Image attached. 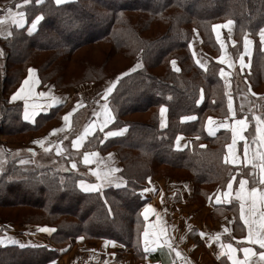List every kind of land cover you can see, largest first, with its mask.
Returning <instances> with one entry per match:
<instances>
[{
    "label": "trees",
    "instance_id": "16d2710c",
    "mask_svg": "<svg viewBox=\"0 0 264 264\" xmlns=\"http://www.w3.org/2000/svg\"><path fill=\"white\" fill-rule=\"evenodd\" d=\"M30 1L22 10L28 23L41 16L36 29L29 33L27 26L14 28L8 38L0 41V60L5 62L3 70L10 73L9 78L2 81V94L6 95L18 86L26 67L32 63L38 66L41 83L55 75L52 79L61 86L66 78V66L71 61L70 54L85 44L98 45L113 40V49L122 50L134 59L135 64H141L139 69L120 78L109 98L114 113L112 128L124 127L125 132L100 145L97 143L102 150L114 148L118 152L126 171L127 185L108 188L102 193H84L77 187L79 175L74 172L52 170L47 174L36 167H12L0 173V192L8 190L13 199H20V207L36 206L32 210L40 213L35 214V219L45 224L50 220L55 226L51 236L54 243L82 234L91 240H114L139 255L138 231L142 223L139 210L144 204L139 189L147 177L157 171L156 167L188 172L198 186L212 183L213 190L221 189L234 169L221 162L229 141L228 131L221 130L209 136L203 130L207 114L225 118L228 112L220 67L213 61L205 70L195 64L188 48L192 28L189 26L196 22L204 44L212 48L215 42L209 26L228 19L234 22L238 50L246 32L258 44V32L264 27V0H71L61 4L54 0H41L39 4ZM194 9L198 12H193ZM170 58L178 61L179 73L170 70ZM157 65L161 67L160 73H151L150 69ZM82 67L84 79L80 80L96 82L102 79V74L94 67L88 64ZM250 78L256 89L262 87L260 92L263 93L264 51L260 49L253 54ZM67 81L69 85L77 82L64 80ZM200 91H203V99L198 103ZM160 106L167 110L165 127L159 126L157 109ZM143 112H147L144 122L123 119V116ZM50 116H40L31 125L21 120L18 105L7 107L0 116V135L35 133ZM187 116L196 118L184 121L182 117ZM251 117L246 140L250 155L260 158L264 153L260 139L264 134V123L259 122H264V111H256ZM258 127L262 132L257 131ZM178 135L197 137L189 149L179 151L173 146ZM12 161L6 166L10 167ZM249 169L245 167L244 171ZM12 174L28 177L27 180L33 183L29 187L32 191L28 192L20 180L19 183L13 182L15 179L2 180L5 175ZM128 190L132 192L128 193ZM3 199L6 198L1 197L0 202ZM78 211L81 212L79 219L76 217ZM58 256L55 250L46 247H0V260L5 264H51ZM148 256L155 257L153 253Z\"/></svg>",
    "mask_w": 264,
    "mask_h": 264
},
{
    "label": "crops",
    "instance_id": "0c3cea01",
    "mask_svg": "<svg viewBox=\"0 0 264 264\" xmlns=\"http://www.w3.org/2000/svg\"><path fill=\"white\" fill-rule=\"evenodd\" d=\"M54 1L56 3V0ZM65 1L70 0H62V2ZM3 4L6 3L1 2L0 8H3ZM18 12L20 11L17 8H7L0 15V20L3 21L0 23V39L8 38L14 28H21L12 27L16 26L13 23L14 18L22 25L25 23L23 18L17 16ZM215 25H226L215 31H213L214 24L210 27L213 40L217 44L215 50L204 44L196 29L195 33L199 34L194 35L188 45L195 64L201 69L207 68L209 56L213 62L220 65L219 76L228 115L225 118H218L215 114H207L203 130L209 136H214L221 130L228 131L229 141L225 148L224 161L225 156L231 151L236 162H226L227 164L230 166L246 165L250 158L246 132L251 126V115H255L256 111L259 113L264 111V92H260L262 87L256 89L250 78L254 52L256 49L264 51V45L261 44L260 39L261 30H264V27L258 32V44H255L251 34L245 33L242 36L241 48L238 50L234 24L228 25L227 21H223V23ZM224 32H226V41L222 38ZM245 39L249 41L247 51L245 50ZM173 61L176 65L178 64L175 60ZM241 61H243V66ZM138 66L137 63L131 67L134 69ZM29 69L33 70L31 75ZM221 71L224 73L223 76ZM117 79L116 76H111L98 82L57 89L52 82L41 84L36 69L31 65L27 66L25 77L10 93L9 100L11 103L20 105V117L25 123L32 125L38 121L40 116L55 113V111L57 117L56 121L54 119L48 123L51 124L50 126L46 128L47 125H45L40 129L38 135L34 136L32 133L25 140L19 141L20 145L16 147L17 152L10 151L9 153L8 151L10 155L5 153L4 159L7 160L9 155L10 159H18L17 164L20 168H34L41 166L38 165V158L42 157L46 164H51L61 172L69 171L78 174L77 187L84 193H102L108 188L125 186V179L119 175L121 165L117 152L112 149L101 153L99 148L94 145L95 141L92 144L89 140L90 137L97 134L100 137L97 140L102 143L125 132V128H111L114 115L105 99L94 100V97L100 94L104 95L105 90L113 83L115 85ZM25 80H28L27 84L24 83ZM18 92L19 96L12 99ZM42 93L43 95H41ZM202 99L203 91H200L198 103ZM230 99L233 105L231 114L228 111ZM161 107L165 109L163 116L160 111ZM74 108L75 111H73ZM63 110H65L63 113H59ZM26 111L30 115V119L27 120L25 119ZM69 112L72 114L66 124L63 117ZM157 113L159 126L165 127L168 121L166 107L160 106ZM106 115L111 119L105 125ZM194 119L184 121H193ZM241 119L245 121L243 128L236 123ZM221 125L226 126L222 127ZM233 127L237 131L235 143H233ZM86 128L89 129V134L85 136L82 143L74 148L73 140L81 136ZM93 128L94 131L91 130ZM210 128L213 134L209 133ZM53 129H60V131L53 133ZM109 132H118L119 134L108 135L106 138V134ZM177 137H180L179 142H177ZM177 137L174 139V149L182 151L189 149L197 136L178 135ZM38 141H42V143H36ZM229 145H231L230 150ZM245 146L248 149L247 162H245ZM8 149H10L9 146ZM92 153L96 155L93 156ZM86 154H88V163L84 162ZM112 169H117V171H112ZM96 173H99L100 178ZM105 173H110L107 180L103 179ZM240 179L246 181L243 190L240 189ZM82 181L85 186L99 185V187L85 191L81 185ZM229 181L232 182L231 189L228 188ZM253 187L257 189V195L264 191L262 183ZM253 187L248 185L247 178L243 175L240 174L239 177L233 175L227 180L223 189L217 191H213L212 188L204 189L207 192V195L204 196L205 201L193 203L190 200L191 184L186 179L164 174L150 178L147 185L140 191L146 202L140 212L143 223L137 244L141 252L137 255L138 257L133 255L132 248L125 247L114 240L99 239L94 241L95 244L88 245L83 237L82 239L77 237L72 240L71 244L61 248L60 257L51 264H234V261L239 264H264V260H261L259 255L264 252V248L253 242L259 236L264 235V229L261 228L264 202L258 200L256 208L253 210L251 200ZM225 192L229 193L227 197L224 195ZM238 193L243 197V200L238 198ZM242 203L244 219H241ZM146 208L147 212H145ZM1 224L5 229L0 231V247L8 245L56 247L50 240L52 231L39 230L41 228L53 229L50 226L7 220L2 221ZM201 233L204 235L201 236ZM146 242L147 251H145ZM244 248L251 251L246 254L243 251ZM177 251L181 254L179 257L176 255ZM150 253H153L155 257L149 258L148 254Z\"/></svg>",
    "mask_w": 264,
    "mask_h": 264
},
{
    "label": "rangeland",
    "instance_id": "374dc122",
    "mask_svg": "<svg viewBox=\"0 0 264 264\" xmlns=\"http://www.w3.org/2000/svg\"><path fill=\"white\" fill-rule=\"evenodd\" d=\"M9 1L10 0H0V3L1 2L6 3V4H3V8H0L1 14H3V12L7 8H12V9L17 8L20 12H23L22 7L31 3L30 0H29L28 4H24L23 2H20V1H17V0L13 3L12 2L13 0H12L10 2V4L7 6ZM90 1H92V0H90ZM93 1H96V0H93ZM193 1H195V0H193ZM65 2H67V1H65ZM62 3H64V2H62ZM102 3H103V5L105 7H107L104 1ZM59 4H61V3H59ZM209 10H207V11H209ZM193 12H198V9H194ZM133 16L134 15H131V17H133ZM26 18H27L26 15H24L23 19H24L25 23L23 24V26L21 28L27 26V31H28V28L31 26L32 22L28 23ZM223 21H229V20L228 19L227 20L224 19L222 21H216V22L212 23L211 25H213V24L215 25L217 23H223ZM132 23H135V22L133 21ZM142 23L144 24L143 21H142ZM232 23L234 24L233 21H232ZM196 24H197L196 22H191V24L189 26V27H192L191 30H190L189 39H191L194 35H198L200 33L199 29L195 26ZM211 25L209 27H211ZM139 26L142 27L141 23H140ZM12 27H17V26L14 25ZM195 29L199 33H195ZM142 32H145V31H142ZM234 32H235V35H236L237 33H236L235 27H234ZM246 33H248V32H246ZM222 35H223L222 36L223 40L226 41V32H224ZM195 38H198V36H195ZM195 38H194V40H195ZM236 38H238L237 35H236ZM1 40L2 39H0V41ZM112 44H113V40H107V41L102 42L101 44H98V45L85 44V45L80 46L73 54H70L71 61L66 66L67 72L64 75V78L66 77L64 80H70L71 82H74V81L77 80V82H75V84L69 85L68 81L64 82V80H63L62 81L63 82L62 85L58 87L55 84L54 79H52V77L55 76V75H53L52 77H48V79L51 78L52 80L51 79L50 80H46L44 83L52 82L53 85L57 89H67L69 87L77 86V85H80L82 83H90V82H84V81L80 80V79H84L82 77V74H83V72H82L83 67L82 66L84 64L85 65L88 64V65L94 67L96 70L100 71V74H102V79H100L98 81H101V80H103L105 78H108V77H111V76H116L118 79L115 81V85L113 87V89H114L115 86L117 85L118 81L120 80V78L123 75L128 74V73L134 71L135 69H139L141 67V64L139 63V66L135 67L134 70H133L131 66L134 63V59L131 58V56L125 55V53L122 50L113 49L112 48ZM216 48H217V44L214 43V46L212 47V49L215 50ZM1 51H2V49H1V43H0V54H1ZM173 60H175V59L174 58H172V59L170 58L169 59V61H168L169 68H170V70L172 72L179 73L180 72V65H179L178 61L175 60L178 63L177 65L175 63V69H178V70H175L172 67ZM208 60H209V64L213 61L210 56L208 57ZM4 65H5V62L0 60V116H1V114H2V112H3V110L5 108L18 105L17 103H13V102L11 103V101L9 100V95H10V93H12V91L9 92L6 95L2 94V91H1L2 81H3V79L9 78V76H10V73H5L4 72V70H3V66ZM216 65H218L220 67L219 64L216 63ZM31 66H33L36 69L37 74H39L38 68H37L38 66L36 65V63H32ZM207 68H208V66H207ZM160 69H161L160 65H157L156 67L150 69V72L153 73V74H157V73H160ZM78 74H81V75H78ZM39 75H38V77H39ZM24 77H25V74L23 75L22 78L21 77L20 78L23 79ZM15 81H16V79H15ZM98 81H96V82H98ZM44 83H41V84H44ZM113 89H112V91H113ZM111 92L107 95L106 98L104 97V95L100 94V95L94 97L95 98L94 100L105 99V101L107 102L110 110L112 111L113 109H112V106L110 104V99H109L110 96H111ZM18 106L20 108V105H18ZM64 111L65 110L60 111L59 113H63ZM49 114L51 116L48 119V121L47 122L45 121V123L41 126V128H39V130H37L34 133V136L38 135L40 133V129H42L45 125H47L46 128L48 126H50L51 124H48L49 122L53 121L54 119L56 121V117H57L56 111H55V113L52 112V113H49ZM113 115H114V113H113ZM146 118H147V112L135 113V114L123 116L124 120L129 121V122H134V121L136 122L137 121L136 123L144 122V121H146ZM113 122H114V120H113ZM111 128H112V124H111ZM122 128H124V127H122ZM113 129H119V128H113ZM31 134L32 133H28V134L25 135L23 133H18V134H13L12 136L0 135V168L2 167V170H0V173H1V171L3 173V171L6 170V169L7 170L12 169V167L13 168H16V167L19 168V166L17 164L18 159H15V162L12 161L14 159H10L9 158V155H10L9 153H10V151H13L14 153H15V151L17 152L18 149L16 147H18L20 145L18 142L22 141V140H25ZM97 138H100V137L96 134V135L90 137L89 140H91L92 144L95 141L94 145L97 146V143H99ZM102 143H99V145L102 144ZM7 145L10 147V149H8ZM226 145H225V148H226ZM97 147L99 148V151L101 153H105V152H108V151L114 149V148H109V149H106V150H102L100 148V146H97ZM8 151H9V153H8ZM5 153L9 154L8 157H7V160L4 159V156L6 155ZM117 154H118V152H117ZM224 154H225V151H224ZM224 154L221 157V162L224 165H226L228 168H231V167L234 168V169H232V172L230 173V175L228 177L229 179L233 175H235L236 177H239L240 174H241V175H243L244 177L247 178V183H248L249 186L253 187V186H257V185L260 184L259 172H260V165H261L262 161H261V159L259 157H257L256 155H252V156L250 155L248 164L239 165V166H230L229 164H227L224 161ZM118 157H119V155H118ZM10 160L13 162V164H11L10 167L6 166L8 161H10ZM119 160H120V158H119ZM38 165H41V166H38L36 168L39 169V170H43V172H47V174H51L52 170H56L58 172H61V170L52 167L51 164H46L42 157L38 158ZM42 165H44V166H42ZM120 165H121V167H120V170H119V175L122 178L125 179L126 185H127V180H126V178L124 176V172H126V171H125V169L123 167V164H122L121 160H120ZM253 165H255V167H253ZM245 167H249L250 168L249 169L250 172L248 171L249 173L244 171ZM28 168H30V167H28ZM155 169H157V171L152 176L147 177V179L145 180L146 182L144 181V183L141 185V188L139 189L140 196H141L140 191H141V189H143L147 185V182H148L149 178H155V177L161 176L162 174L170 175V176H173V177L179 176L182 179H186L187 181H189L190 184H191L190 200H192L191 202H193V203H195L197 201H201V202L205 201L204 196L207 195V192L204 189H211L212 188V190H213V188H214L211 185L212 183H208V182H205V183H203V184L198 186V184L194 181L193 176L190 173L185 172V171L180 170V169H173V168H169V167H165V166H158ZM160 173H162V174L159 175ZM27 178L28 177H25V176H22V175L12 174V175H5L2 178V180L8 182L10 180L15 179V181H13V182H18V183H19V180H20L21 185L22 186H26L25 188L29 190L28 192H30V191H32V189H30L29 187L33 186V183L30 180H27ZM16 180H18V181H16ZM126 185L123 186V187H126ZM199 187H201V188L199 189ZM223 187L221 189H223ZM198 190H199V192H198ZM217 190H219V189H215L213 191H217ZM195 191H197V192L195 193ZM131 192H132L131 190H128V193H131ZM0 194H1L0 199H1V197H5L6 198V199H3L2 202H0V231L4 228L3 225L1 224V222L4 221V220L13 221V222H17V223L18 222H21V223H25L26 222V223H34V224H39V225H46V226L52 227L54 229V231H55V226L51 224L50 220L48 221V223L45 224V223L38 222L35 219V214H39L40 213V212H36V210H32V208H34L36 206L27 204L30 207H27V206L26 207L25 206L20 207V205L22 203V202L19 201L20 199H18V200L13 199V195L10 194V192L8 190H5V189L1 190ZM145 202L146 201L144 199V204H145ZM144 204L140 207L139 212H141V209L144 206ZM80 211H78V216H76L78 219L80 218V214H81ZM140 215H141V213H140ZM31 216H32V218H30ZM77 218H75L76 222H78ZM142 223H141V225L139 227V231L138 232H140L142 230ZM54 231H52L51 236L54 233ZM77 237H83L87 241L88 245H92V243H94V244L96 243V242H94L96 240H91V239L87 238L85 235L81 234V235H78L76 237L67 239V240H65L63 242H59V243H54L53 241H51L56 247L53 246L52 248L51 247H47V248L49 250H55L59 254V256H58V258H59L60 255H61V252H60L61 248L64 247L65 245H67V244H71L72 240H75ZM138 239H140V236L138 237ZM50 240H51V237H50ZM137 244H138V242H137ZM133 255L134 256L136 255L135 257H138L137 256L138 254H136L134 250H133ZM57 259H55V261ZM3 261L4 260H0V264H5L6 263V262H3Z\"/></svg>",
    "mask_w": 264,
    "mask_h": 264
},
{
    "label": "snow or ice",
    "instance_id": "6c2138e0",
    "mask_svg": "<svg viewBox=\"0 0 264 264\" xmlns=\"http://www.w3.org/2000/svg\"><path fill=\"white\" fill-rule=\"evenodd\" d=\"M35 2H36L37 4H39V3L41 2V0H35ZM61 2H62V0H56V3H57V4H59V3H61ZM23 3H24V4H28V3H29V0H23ZM24 15H25V14H24L23 12H18V13H17V16H19L21 19L24 17ZM40 19H41V16H36V18L32 21L31 26L28 28V32H29V33H31L33 30H35L36 25H37V22H38ZM0 23H3V21L0 20ZM13 23L16 24L17 27H22V26H23L22 23H20V21L16 20L15 18L13 19ZM231 23H232L231 20L227 21V24H228V25H230ZM225 26H226V25H214V26H213V31H215L217 28L225 27ZM9 34H11V33H9ZM217 39L219 40V36L217 37ZM260 39H261V44L264 45V30H261ZM248 43H249V41H248L247 39H245V50H246V51H247ZM221 62H222V59H221ZM172 63H173V68L175 69V62L173 61ZM241 64H242V66H243V61H241ZM133 70H134V69H133ZM175 70H178V69H175ZM32 71H33L32 69H29V74H30V75H31ZM223 74H224L223 71H221V75H222V76H223ZM24 83L27 84V83H28V80H25ZM113 87H114V83H113V85L109 86V87L105 90V92H104V96H105V98L107 97V94L110 93V92L112 91ZM41 95H43V93H42ZM17 96H19V92H18L17 94H15V95L12 97V99H16ZM73 111H75V108L73 109ZM160 111H161V115L163 116V114H164V112H165V109H164L163 107H161ZM228 111H229L230 114L233 113V105H232V101H231V99L229 100V103H228ZM71 114H72V113L69 112L68 114H66V115L63 117V120L65 121L66 124L68 123ZM194 118H195V117H191V116L182 117V119H184V120H189V119H194ZM25 119H26V120H27V119H30V115L28 114L27 111H26V113H25ZM110 119H111V117L106 115L105 125H106L107 121L110 120ZM236 123L239 124V125L241 126V128H243V126H244V124H245V121L241 119V120L236 121ZM259 123H264V122H259ZM221 126L223 127V126H226V125H221ZM91 130L94 131L95 129L93 128V129H91ZM57 131H60V129H53V133H55V132H57ZM121 131H122V130H121ZM232 131H233V143H235V142H236V136H237V131H236L235 127H233V130H232ZM257 131H258V132H262V128L258 127V128H257ZM209 133H210V134H213V131H212L211 128L209 129ZM87 134H89V129H88V128L85 129V132H84L83 134H81V136H79L76 140H73V142H72L73 147L75 148V147H77L80 143H82L83 140H84V138H85V136H86ZM116 134H119V133H118V132H109V133L106 134V138H107L108 135H116ZM260 139H261V143L264 144V134L261 135ZM179 140H180V137H177V142H179ZM36 143H42V141H38V142H36ZM178 146H179V145H178ZM202 147H203V146H202ZM228 147H229V150H230V149H231V145H229ZM57 151L59 152L60 149L58 148ZM247 153H248V149H247V146H245V162H247V159H248ZM91 155L95 156L96 154H95V153H92ZM230 157H231V159H230ZM260 159H261V161H262V163H261V165H260V183L264 184V153H261V154H260ZM84 162H85V163H88V162H89V160H88V154L85 155V157H84ZM225 162H227V163H235V162H236L235 157H234V155L231 153V151H229V154L225 156ZM73 167H75V165H73ZM253 167H255V165H253ZM112 171H117V169H112ZM96 174H97L98 178H100L99 173H96ZM109 175H110V173H105L104 176H103V179L107 180ZM149 180H150V178H149ZM245 183H246V181H245L244 179H240L239 184H240V189H241V190L244 189ZM81 185L84 187V190H85V191L94 190L96 187H99V185H88V186H85L83 181L81 182ZM231 186H232V182L229 181V183H228V188L231 189ZM145 191H147V189H145ZM228 194H229L228 192H225V193H224V195H225L226 197L228 196ZM238 198H240V199L243 200V197H241V196L239 195V193H238ZM251 200H252V208H253V210H255V208H256V203H257L258 200L261 201V202H264V191H261V192L259 193V195H257V189H256L255 187H253V188L251 189ZM147 211H148V209L146 208V209H145V212H147ZM145 218H147V217H145ZM244 218H245V217H244L243 203H242V205H241V219H244ZM245 222L247 223V221H245ZM261 228L264 229V213H261ZM39 230H41V231H49V232H50V231H54V229H48V228H41V229H39ZM203 235H204V233H201V236H203ZM251 235H252V233H251V231H250V236H251ZM78 239H82V237H81V238H78ZM253 242L258 243V244L260 245L261 248H264V235L259 236V238L256 239V240L253 241ZM113 243H114V242H113ZM169 247H171V245H169ZM229 247H230V246H229ZM147 250H148V245H147V242H146V243H145V251H147ZM243 251H244L246 254H248L251 250L248 249V248H244ZM176 255L179 257L181 254L177 251V252H176ZM259 255H260V257H261V260H264V252H261ZM234 264H239V262H235V261H234Z\"/></svg>",
    "mask_w": 264,
    "mask_h": 264
}]
</instances>
